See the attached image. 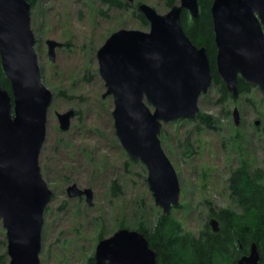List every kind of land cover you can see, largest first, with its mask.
<instances>
[{
    "label": "water",
    "instance_id": "obj_1",
    "mask_svg": "<svg viewBox=\"0 0 264 264\" xmlns=\"http://www.w3.org/2000/svg\"><path fill=\"white\" fill-rule=\"evenodd\" d=\"M30 8L27 0H0V66L10 87L7 90L0 82V219L8 264H40L43 214L52 195L38 162L52 92L41 79ZM198 9V0H179L165 13L140 2L138 10L149 23L148 31L117 29L96 53L106 87L102 97L113 98L116 136L128 155L145 166L154 204L163 214L179 204L180 184L162 148L161 127L195 115L200 95L211 84L206 48L194 44L181 25L183 10L196 18ZM210 13L214 61L225 88L238 98L240 78L264 94V0H213ZM45 44L54 61L61 42L47 38ZM74 114L73 109L56 112L60 130L69 128ZM232 115L237 125L236 106ZM66 193L85 196L92 203L90 188L71 183ZM208 223L218 231L217 218L210 217ZM93 257L96 264H157L145 234L125 226L99 239ZM258 261L252 242L236 264Z\"/></svg>",
    "mask_w": 264,
    "mask_h": 264
},
{
    "label": "rangeland",
    "instance_id": "obj_2",
    "mask_svg": "<svg viewBox=\"0 0 264 264\" xmlns=\"http://www.w3.org/2000/svg\"><path fill=\"white\" fill-rule=\"evenodd\" d=\"M165 1L135 0L159 13L170 9ZM134 10V6L119 8L102 0H37L30 8L41 79L52 92L38 158L41 175L52 190L43 214L40 264H86L98 235L110 236L120 223L130 229L139 222L152 224L159 209L146 181L145 166L130 158L116 136L113 98L102 97L106 87L98 71L97 50L113 31H148L149 24L143 25ZM47 38L62 43L54 61L47 55ZM263 97L254 86L250 94L221 103L210 86L198 106L215 119L214 129L198 125L199 129L197 121L188 118L162 125L159 139L180 184L181 206L171 213L192 233H198L208 220L210 207L233 206L227 177L240 160L264 173ZM235 106L240 114L237 125L232 115ZM68 109L75 114L69 128L62 131L56 112ZM113 182L120 188L115 194ZM71 183L90 188L92 203L85 196L69 197L66 188ZM3 252L6 236L0 219ZM6 258L0 264H8Z\"/></svg>",
    "mask_w": 264,
    "mask_h": 264
},
{
    "label": "trees",
    "instance_id": "obj_3",
    "mask_svg": "<svg viewBox=\"0 0 264 264\" xmlns=\"http://www.w3.org/2000/svg\"><path fill=\"white\" fill-rule=\"evenodd\" d=\"M34 6L37 0H27ZM110 5L126 8L121 0H102ZM213 0H198V15L191 18L186 10L181 12V25L197 46L206 48L210 67L211 84L218 93V100L225 103L232 98L218 75L215 66V43L210 6ZM176 0H166L171 7ZM143 25L147 21L143 15L134 10ZM0 82L10 90L9 82L0 66ZM254 86L238 79L239 97L248 95ZM238 97V98H239ZM264 98V97H263ZM237 100V99H233ZM245 100L251 101L246 96ZM188 119L196 120L197 127L214 129L215 119L202 111ZM201 125L202 127H199ZM112 193L120 191L116 182L112 184ZM227 189L232 200V207L209 208V217L214 216L219 222L218 231H213L206 220L198 233L185 229L172 213L163 214L157 209L152 224L139 222L135 229L142 231L149 245L156 251L157 264H236V260L249 251L250 244L255 242L259 252L258 264H264V173L260 168L250 169L245 160L229 172ZM178 204L177 207H180ZM124 224L120 223L119 227ZM103 238L98 235V239ZM6 252L0 254V263H5ZM86 264H96L93 255Z\"/></svg>",
    "mask_w": 264,
    "mask_h": 264
},
{
    "label": "flooded vegetation",
    "instance_id": "obj_4",
    "mask_svg": "<svg viewBox=\"0 0 264 264\" xmlns=\"http://www.w3.org/2000/svg\"><path fill=\"white\" fill-rule=\"evenodd\" d=\"M122 1V4H125L126 3V8L127 7H129V6H134V8L136 9V10H138V4H139V2H135V0L131 3V2H128V1H126V0H121ZM106 3H108V2H106ZM111 6H115V5H111ZM116 7H118V6H116ZM120 8V7H119ZM139 11V10H138ZM140 12V11H139ZM144 17V16H143ZM146 20V19H145ZM147 21V20H146ZM147 24H149L148 22H147Z\"/></svg>",
    "mask_w": 264,
    "mask_h": 264
}]
</instances>
